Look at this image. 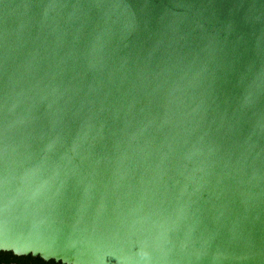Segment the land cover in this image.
Here are the masks:
<instances>
[{
  "label": "water",
  "instance_id": "obj_1",
  "mask_svg": "<svg viewBox=\"0 0 264 264\" xmlns=\"http://www.w3.org/2000/svg\"><path fill=\"white\" fill-rule=\"evenodd\" d=\"M0 251L264 264V0H0Z\"/></svg>",
  "mask_w": 264,
  "mask_h": 264
},
{
  "label": "trees",
  "instance_id": "obj_2",
  "mask_svg": "<svg viewBox=\"0 0 264 264\" xmlns=\"http://www.w3.org/2000/svg\"><path fill=\"white\" fill-rule=\"evenodd\" d=\"M0 264H63L55 260H43L38 256L23 255L18 256L12 252L0 251Z\"/></svg>",
  "mask_w": 264,
  "mask_h": 264
}]
</instances>
